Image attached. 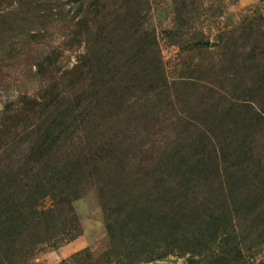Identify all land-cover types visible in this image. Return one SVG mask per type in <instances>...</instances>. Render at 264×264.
Segmentation results:
<instances>
[{
	"label": "trees",
	"instance_id": "trees-1",
	"mask_svg": "<svg viewBox=\"0 0 264 264\" xmlns=\"http://www.w3.org/2000/svg\"><path fill=\"white\" fill-rule=\"evenodd\" d=\"M144 6L145 0H0L3 59L23 54L52 22L67 29V44L84 46L69 70L72 92L4 108L0 264H31L40 246L77 237L72 201L91 188L109 254L121 264L169 254H187V264H248L242 246L254 232L264 247V32L254 24L228 32L221 79L169 81L154 35L139 21ZM54 58L38 57L37 72L44 76ZM140 63L148 68L146 91L134 87L136 77H123L124 68ZM187 84L186 101L198 102L191 105L196 120L175 115L162 128L169 134L137 157L139 141L147 144L153 132L137 123L144 105L133 88L177 106L178 86Z\"/></svg>",
	"mask_w": 264,
	"mask_h": 264
},
{
	"label": "rangeland",
	"instance_id": "rangeland-1",
	"mask_svg": "<svg viewBox=\"0 0 264 264\" xmlns=\"http://www.w3.org/2000/svg\"><path fill=\"white\" fill-rule=\"evenodd\" d=\"M138 17L139 21L144 22L148 33L154 35L160 66L168 80L186 78L190 83L203 85L206 84L205 79L210 82L221 79L218 73L221 67L227 65L223 41L229 31H238L241 25L254 24L264 32V0H145L144 9L138 13ZM42 31L45 36L32 40L18 57L3 59L0 54V119L6 105L23 107L24 101L41 105L44 101H52L59 92L66 95L72 92L69 82L75 76L69 70L83 53L84 46L67 44L64 38L67 29L57 22H52L39 32ZM29 32L35 33L34 30ZM49 53L54 55L55 62L45 68L43 76L37 72L35 62L41 55ZM123 71L125 80L132 81L136 77L134 87L141 85L140 88L145 90L148 68L140 63L139 67L134 65ZM189 85L192 84L178 86V97L183 100V105L177 106L164 105L152 100V97L145 98L140 95L139 88H133L139 104L144 105L136 114L141 118L137 123L143 121L145 126L149 124L148 128L153 132L147 144L141 145L139 141L142 154L139 151L137 157L144 156L147 147L153 145V140L158 141L169 134L168 129L162 128L170 121L175 122V115L181 117L179 122L196 120L194 113L197 109L191 105L198 106V102L193 99L186 101L187 92L192 90ZM147 116L152 118L150 123L146 122ZM72 206L78 217L80 234L56 248L40 246L32 256L31 264H121L109 254L104 214L96 189L91 188L81 194L72 201ZM254 234L249 235L246 247L242 246L243 256L248 264H264V247L257 244ZM78 251L84 252L78 258H73ZM187 257V254H169L155 261L135 264H187Z\"/></svg>",
	"mask_w": 264,
	"mask_h": 264
}]
</instances>
